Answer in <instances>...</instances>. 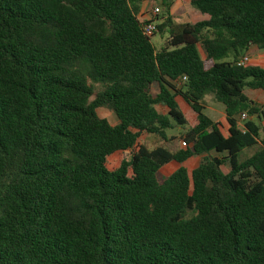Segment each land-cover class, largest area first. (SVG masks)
<instances>
[{
    "label": "trees",
    "instance_id": "1",
    "mask_svg": "<svg viewBox=\"0 0 264 264\" xmlns=\"http://www.w3.org/2000/svg\"><path fill=\"white\" fill-rule=\"evenodd\" d=\"M148 1L0 0V264H264V69L238 66L264 0H191L207 20L168 15L160 48Z\"/></svg>",
    "mask_w": 264,
    "mask_h": 264
},
{
    "label": "rangeland",
    "instance_id": "2",
    "mask_svg": "<svg viewBox=\"0 0 264 264\" xmlns=\"http://www.w3.org/2000/svg\"><path fill=\"white\" fill-rule=\"evenodd\" d=\"M190 1L191 0H177L168 13L162 6L160 0H152V1L144 2L140 8L138 18L142 22L149 21V22L154 23L155 25L162 24L168 15L173 16L176 22H179V23H186V22L196 23V22L207 19L205 15H202L190 3ZM157 7L161 8V11L159 15L155 16L153 14V10ZM167 37H168L167 33H165L161 37L160 34L156 32L151 37V42L156 48H160L164 44ZM261 52L262 51H260L259 53L253 54V60L255 61L254 66L264 69V55H261ZM247 95L249 96V99L251 101L257 103L260 106H264V95L260 94L259 92H254L250 90H247ZM178 101H180L181 105L185 107V104L182 102L181 99H178ZM204 101H205L204 102L205 105L207 106L206 115L210 117L212 120L219 122L221 124H224V118H223L224 113H222L224 110L222 111V109L217 107V105H219V107H222L224 109L223 105H221L220 103L216 104V101L211 95H207L204 98ZM182 106H181L182 112L186 114L187 119L189 120V123H192L194 120L193 115L190 114V110L185 112ZM98 115L101 118L106 119L109 122V124L112 126H115L118 123V120L116 116L114 115V113L110 112L107 109L98 110ZM247 120H248V117H247ZM244 123L245 121H240L241 125H243ZM222 131H223V134H226L225 128L222 129ZM177 134H179L178 130H173V131L168 132L169 136L177 135ZM142 140L147 141L148 144H150L151 146H153L156 142L155 138L148 137L146 134L142 136ZM257 150H258V147L252 148V149H246L240 154V156L242 159L250 157ZM127 155H129L128 152H117L109 156L108 157V169L110 171L116 170L119 167L123 157ZM200 161H201L200 157H194L188 162H186L184 164V167L187 168L189 172H191L194 168L198 166ZM177 168L178 166L174 164H170V165L163 167L158 174L159 179L162 180L163 178H166L168 175L176 171ZM227 169H228V165L225 162V166L223 167L224 172H226Z\"/></svg>",
    "mask_w": 264,
    "mask_h": 264
},
{
    "label": "built area",
    "instance_id": "3",
    "mask_svg": "<svg viewBox=\"0 0 264 264\" xmlns=\"http://www.w3.org/2000/svg\"><path fill=\"white\" fill-rule=\"evenodd\" d=\"M160 11H161V8L157 7L153 10V14L155 16L159 15L160 14ZM143 32L146 36H152L154 35L156 32H157V28H156V25L152 22H150L149 24H146L143 26ZM250 62V58L249 56H245L243 57L239 62H238V66L240 67H245L249 64ZM186 78L184 77L183 78V81H185ZM247 119V115L246 114H242L241 116V121H245Z\"/></svg>",
    "mask_w": 264,
    "mask_h": 264
},
{
    "label": "crops",
    "instance_id": "4",
    "mask_svg": "<svg viewBox=\"0 0 264 264\" xmlns=\"http://www.w3.org/2000/svg\"><path fill=\"white\" fill-rule=\"evenodd\" d=\"M206 18H207V16H205ZM205 20H207V19H205ZM260 51H262L261 52V55H264V50H260V49H258L257 47H252L251 49H250V51H249V53L247 54L248 56H249V58H250V62H249V66H254V63H255V61L253 60V54H256V53H259ZM254 92H259L260 94H262V95H264V92H261V91H254ZM245 94L247 95V91L245 92ZM248 96V95H247ZM248 98H249V96H248ZM178 99H180V98H178ZM215 100V99H214ZM178 101V100H177ZM183 102V101H182ZM203 102H205L204 100H203ZM178 103H179V105H180V107L182 106L181 105V103H180V101H178ZM184 103V102H183ZM185 104V103H184ZM205 104V103H204ZM216 104H219L218 102H216ZM217 107L218 108H220V109H222V111L224 110L222 107H219V105H217ZM182 108H183V110L186 112V111H188V110H190L189 109V107L185 104V107L184 106H182ZM206 109H207V106L205 105V114H206ZM222 113H224V111L222 112ZM210 118V117H209ZM223 118H224V124H222L223 126H224V128H225V130H226V125H225V114H223ZM211 119V118H210ZM212 120V119H211ZM214 121V120H213ZM214 122H216V121H214ZM219 123V122H218ZM221 124V123H220ZM242 126V125H241ZM223 128V129H224ZM223 132V131H222ZM224 135H226V134H224Z\"/></svg>",
    "mask_w": 264,
    "mask_h": 264
}]
</instances>
